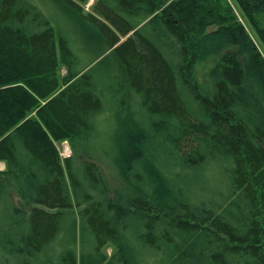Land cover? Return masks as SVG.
I'll return each instance as SVG.
<instances>
[{"label":"trees","instance_id":"obj_1","mask_svg":"<svg viewBox=\"0 0 264 264\" xmlns=\"http://www.w3.org/2000/svg\"><path fill=\"white\" fill-rule=\"evenodd\" d=\"M59 1L127 83L0 0V264H264V0Z\"/></svg>","mask_w":264,"mask_h":264},{"label":"rangeland","instance_id":"obj_2","mask_svg":"<svg viewBox=\"0 0 264 264\" xmlns=\"http://www.w3.org/2000/svg\"><path fill=\"white\" fill-rule=\"evenodd\" d=\"M34 1L41 8V10L45 13V15L48 17L49 21L51 22L52 26L55 28L56 32L59 31L58 28H60L61 31L70 33L74 41L75 50L78 51L80 57L85 62L89 64L93 62L94 60L97 61L103 57L109 56L110 57L109 61H111L116 67L115 72H116L117 78L121 76L124 79V83L126 85L127 79L124 73V68L120 64H118L116 59L110 54L112 49L108 43H106L100 38L98 40L99 45H89L87 42L90 40V38H88L87 36L90 35V33H87L82 27H80L79 25L80 22L78 21V18L71 11H69L67 7H65L64 4L60 2L59 0H34ZM227 1L230 3V0H227ZM92 4H93V0H88V2L84 4V9H83L84 12L86 13L90 12ZM233 10L236 14L237 19L244 24L249 35L253 38L257 47L260 49L259 50L260 53L264 57V48L259 43L258 39L255 36V33H253L251 27L247 25V22L245 21L242 14L238 10H235V9ZM258 20L260 24L262 25L261 27H264V13L258 16ZM96 52H98L97 53L98 55H96ZM217 61H218L217 57L210 58L206 61L198 62L195 66V70H194L195 77L198 83L205 88L209 87L208 72L216 64ZM60 72L61 74H65L64 67L61 68ZM116 116L117 115L114 109H109L107 111V114H105L100 120L101 121L100 131L102 134L101 138L103 140L102 145H103L104 152L110 149V145L108 143L111 139L114 138L115 133L120 129L118 125L119 121ZM129 125L131 126L133 124L130 122ZM63 145H65V143L59 146L60 156L69 157L71 155V151L68 149L64 150ZM65 146H67V144ZM1 164L2 163H0V170H3L4 169L2 166L3 164L2 165ZM106 164L107 163L105 161L101 162V165L105 168V173L110 181V184L113 185L114 184L113 176H112L113 171L110 168L106 167ZM75 229H76L75 232H77L78 230L77 224L75 226ZM76 237H78V233H76ZM67 241H68V236H65V239L63 242L66 243ZM104 251L107 255H109L112 252V249L111 247L107 246Z\"/></svg>","mask_w":264,"mask_h":264},{"label":"built area","instance_id":"obj_3","mask_svg":"<svg viewBox=\"0 0 264 264\" xmlns=\"http://www.w3.org/2000/svg\"><path fill=\"white\" fill-rule=\"evenodd\" d=\"M63 143H65V145L67 144L66 142H62L61 145H62ZM67 147H68V144H67ZM63 148H64V145H63ZM67 149L70 150L69 147H68ZM64 150H65V149H64ZM67 156H68V155H67ZM62 157H63V156H62ZM63 158H66V157H63Z\"/></svg>","mask_w":264,"mask_h":264},{"label":"crops","instance_id":"obj_4","mask_svg":"<svg viewBox=\"0 0 264 264\" xmlns=\"http://www.w3.org/2000/svg\"><path fill=\"white\" fill-rule=\"evenodd\" d=\"M0 163H2V164H3V165H2V166H3V168H5V164H4L3 162H0Z\"/></svg>","mask_w":264,"mask_h":264},{"label":"bare ground","instance_id":"obj_5","mask_svg":"<svg viewBox=\"0 0 264 264\" xmlns=\"http://www.w3.org/2000/svg\"><path fill=\"white\" fill-rule=\"evenodd\" d=\"M64 149L67 150V146L64 145ZM2 165V164H1Z\"/></svg>","mask_w":264,"mask_h":264}]
</instances>
